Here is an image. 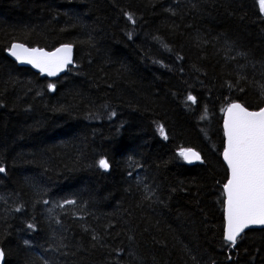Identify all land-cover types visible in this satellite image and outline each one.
<instances>
[{"label": "trees", "instance_id": "obj_1", "mask_svg": "<svg viewBox=\"0 0 264 264\" xmlns=\"http://www.w3.org/2000/svg\"><path fill=\"white\" fill-rule=\"evenodd\" d=\"M12 44L74 66L46 80ZM232 103L264 106L259 0H0L4 264H264V230L223 237Z\"/></svg>", "mask_w": 264, "mask_h": 264}, {"label": "snow or ice", "instance_id": "obj_2", "mask_svg": "<svg viewBox=\"0 0 264 264\" xmlns=\"http://www.w3.org/2000/svg\"><path fill=\"white\" fill-rule=\"evenodd\" d=\"M259 7L264 13V0H259ZM128 18L132 20L131 15ZM71 51L70 45L51 53L37 48L29 49L22 44H12L9 49L10 55L18 62L31 64L48 75H55L72 63ZM188 99L195 103V97L190 95ZM227 114L228 119L224 124L227 147L223 157L230 178L224 184L227 221L224 239L234 247L246 228L264 226V108L250 111L241 104L232 103ZM159 132L167 139L163 126L159 127ZM179 155L189 163L201 159L199 153L190 148L182 149ZM98 166L105 170L109 168L106 159H100ZM4 171L5 168L0 166V173ZM2 259L3 252L0 251Z\"/></svg>", "mask_w": 264, "mask_h": 264}, {"label": "water", "instance_id": "obj_3", "mask_svg": "<svg viewBox=\"0 0 264 264\" xmlns=\"http://www.w3.org/2000/svg\"><path fill=\"white\" fill-rule=\"evenodd\" d=\"M262 14H264V13H262ZM10 48H11V47H10ZM10 48H9V49H10ZM60 48H61V47H60ZM9 49H8V51L6 52V56H7L11 61H13L14 63H16L18 67H20V68L23 67V68L29 69V70H31L32 72H34V73L40 75V77H42V78H46V79H48V80H52V79H54V78H58V77L62 76L63 74H65V72H66L68 69L72 68V64H73V48H72V51H71V60H72V63L66 65V67H65L62 71L57 72L55 75H48V73H47L46 71H45V72H41L39 68L34 67V66L31 65V64L18 62V61L15 59V57H13L12 55H10V53H9ZM29 49H31V48H29ZM37 49H38V48H37ZM57 49H58V48H57ZM43 51L51 53V52H55L56 49L53 50V51H46V50H43ZM229 106H230V105H229ZM229 106H228V107H229ZM228 107H227V109H228ZM262 108H264V106H263ZM227 109L225 110V112H224V114H223V118H222V132H223V136H224V145H223V151H222V153H221V161H222V163H223V165H224V167H225V169H226V171H227V180H228V179L230 178V171H229L228 166H227V163H226V161L224 160V157H223L224 149L227 147V137H226V135H225V128H224L225 120L228 119ZM193 151H194V150H193ZM195 152H196V151H195ZM200 158H201V157H200ZM182 160H183V163H184L185 165H187V166H194V165H197V164H199V163L201 162V159H200V160H193L191 163H189V162H188L187 160H185L183 157H182ZM226 183H227V181H226ZM226 183H225V184H226ZM222 194H223L222 216H223V221H224V225H223V237H224V236H225V231H226V228H227V221H226V203H225V201H226V194H225V192H224V186L222 187ZM262 230H264V226H250L249 228H246V229L244 230V232L241 233V235L237 238V241H238L239 239H241L243 236H245L246 233L249 232V231H262ZM224 240H225V239H224ZM225 242H228V241L225 240ZM228 243H229V242H228ZM229 244H230V243H229ZM2 261H3V259L0 260V264H2Z\"/></svg>", "mask_w": 264, "mask_h": 264}, {"label": "rangeland", "instance_id": "obj_4", "mask_svg": "<svg viewBox=\"0 0 264 264\" xmlns=\"http://www.w3.org/2000/svg\"><path fill=\"white\" fill-rule=\"evenodd\" d=\"M8 137H9V139H10V138H11V134H9ZM9 139H7V144H8L7 146H9V149H10L11 151L14 150V151H15V154L17 153V151H18V154L21 153V152H22V149H21V148H22L23 146H18V145L16 144L17 142H14V143L12 142V143H10V142H9ZM10 145H11L12 147H10ZM25 147H26V146H25ZM35 147H36V146H31V147H29L28 149H25L24 152H26L27 150H31V149H33V148H35ZM20 151H21V152H20ZM23 155H24V154H23ZM24 159H25V158H24ZM2 264H4V255H3V261H2Z\"/></svg>", "mask_w": 264, "mask_h": 264}]
</instances>
